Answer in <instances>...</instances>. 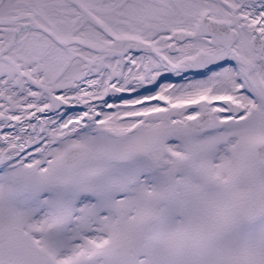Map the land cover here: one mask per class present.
<instances>
[{
    "label": "snow or ice",
    "instance_id": "6c2138e0",
    "mask_svg": "<svg viewBox=\"0 0 264 264\" xmlns=\"http://www.w3.org/2000/svg\"><path fill=\"white\" fill-rule=\"evenodd\" d=\"M0 264H264V0H0Z\"/></svg>",
    "mask_w": 264,
    "mask_h": 264
}]
</instances>
